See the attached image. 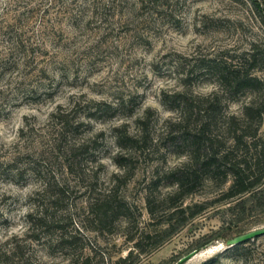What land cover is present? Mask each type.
<instances>
[{"label":"rangeland","instance_id":"1","mask_svg":"<svg viewBox=\"0 0 264 264\" xmlns=\"http://www.w3.org/2000/svg\"><path fill=\"white\" fill-rule=\"evenodd\" d=\"M4 5L26 11L22 30L34 50L33 61L20 70L24 78L14 73L0 81V245L19 246L13 264L70 263L66 249L51 250L44 241L25 237L27 214L47 200L48 186L44 197L38 193L48 183L64 184L62 206L72 218L69 229L83 234H78L73 254L81 247L86 253L92 250L96 255L92 264H174L197 247L196 240L210 236L207 243L217 246L264 225V210L232 214L226 210L228 204L220 202L185 221L178 217L164 231L166 217L161 212L155 219L149 216L145 198L158 200L173 191L162 181L153 184L151 178L156 171L182 163L185 154L157 143L148 155L132 153L127 167L120 169L113 161L120 149L112 131L124 125L129 134L139 133L136 119L147 116L149 137L157 142L165 126L179 117L178 110L161 104L162 93L169 98L181 91L195 99L215 91L213 74L194 71L184 81V72L199 58L218 55L225 47H240L261 35L264 0H10L8 4L0 0V11ZM18 86L36 93L22 95L16 92ZM248 96L246 92L229 101L226 110L237 112ZM121 98L132 99V115L101 120L82 116L91 101L112 103ZM56 112L65 113L70 123L83 122L62 139L65 145L89 144L73 172L61 153L65 145L61 152L56 144L51 147L59 126L52 116ZM88 185L94 186L91 195L97 197L116 186L129 204V222L119 216L101 233L88 230L93 226L84 218ZM218 190L207 183L183 205L213 198ZM244 248L256 251L254 262L262 264L264 236ZM130 249V259L122 262ZM238 258V252L217 246L185 264H238Z\"/></svg>","mask_w":264,"mask_h":264},{"label":"trees","instance_id":"2","mask_svg":"<svg viewBox=\"0 0 264 264\" xmlns=\"http://www.w3.org/2000/svg\"><path fill=\"white\" fill-rule=\"evenodd\" d=\"M9 1L5 0V4ZM19 1L14 0V3ZM19 9L4 5L0 11V81L14 73L18 79L24 78L21 68L34 59V50L24 38V26L21 25L26 11ZM260 23L263 31L261 35L240 47H225L218 55L199 58L184 72V81L189 80L194 71L213 74L215 91L195 99L181 91L174 92L169 98H165L167 93H162L161 104L168 110H178L179 117L168 127L165 126L156 138L157 142L153 143V139L149 137L147 116L136 119L139 133L129 134L124 125L114 126L112 129L115 144L120 149L113 161L120 169L127 167L132 153L148 155L157 143L170 147L177 154H185L182 163L162 172L156 171L151 178L153 184L162 181L163 185L174 187L173 191L158 200H151L149 195L145 198L149 216L155 219L158 212H161L166 217L164 231L172 228L178 217L185 221L206 212L213 203L226 202V210L239 215L264 210V14H260ZM15 89L16 92L22 91V95L36 93V90H23L21 86ZM246 92L249 94L248 100L241 104L237 112L226 110L229 101H236L237 96ZM131 105V98H121L112 103L91 101L86 110H83L82 116L88 120H101L104 116H129L133 113ZM52 116L59 121V126L51 147L55 148L56 144L57 150L61 152L65 145L64 142L62 144L63 136L68 132L73 133V129L83 122L70 123L64 119L65 113L56 112ZM88 146L85 142L65 145V151L61 153L68 161L66 167L70 171L73 172V167H80L79 157L81 153L87 152ZM12 162L15 163L16 160ZM34 169L39 171L36 166ZM22 170L20 168L18 174L22 175ZM207 183L219 188L216 196L183 205L189 195L197 193ZM52 185L46 184V188L38 193L44 197L48 186L51 192L47 194V200L40 199L42 202L37 203L34 211L27 214L26 239L42 240L45 247L51 250L66 249L71 253L69 264H92L96 261L92 250L86 253L84 247H81L80 252L74 256L78 234H83L77 228L69 229L72 218L62 206L66 194L64 184ZM85 191L89 193V197L84 218L93 223L88 230L101 233L119 216L129 222V204L118 195L116 186L101 194V197L91 195L94 186H86ZM160 204H165V208H156ZM145 236L148 237V234ZM132 237L129 236L128 239ZM210 239L212 238L208 236L203 242L196 240V248ZM140 242L141 238L134 242L136 247ZM249 242L250 240L226 248L225 251L230 249L238 252V264H259L253 259L256 251L244 248ZM18 249L16 244L9 248L0 245V264H13ZM261 253L264 255V250ZM131 255L130 249L120 260L126 262Z\"/></svg>","mask_w":264,"mask_h":264},{"label":"water","instance_id":"3","mask_svg":"<svg viewBox=\"0 0 264 264\" xmlns=\"http://www.w3.org/2000/svg\"><path fill=\"white\" fill-rule=\"evenodd\" d=\"M264 236V225L253 227L236 235L227 238L225 241L218 243L217 246L226 248H231L233 246L239 245L241 243L253 240L255 238ZM212 242H209L199 248H195L184 256L180 257L174 264H185L200 253L206 252L211 248L217 247Z\"/></svg>","mask_w":264,"mask_h":264}]
</instances>
